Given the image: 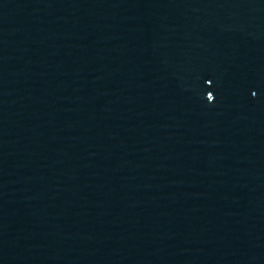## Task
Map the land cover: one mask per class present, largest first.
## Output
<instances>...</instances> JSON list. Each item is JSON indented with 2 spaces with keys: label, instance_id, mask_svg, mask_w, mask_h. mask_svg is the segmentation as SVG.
Listing matches in <instances>:
<instances>
[{
  "label": "water",
  "instance_id": "1",
  "mask_svg": "<svg viewBox=\"0 0 264 264\" xmlns=\"http://www.w3.org/2000/svg\"><path fill=\"white\" fill-rule=\"evenodd\" d=\"M0 264H264V0H0Z\"/></svg>",
  "mask_w": 264,
  "mask_h": 264
},
{
  "label": "snow or ice",
  "instance_id": "2",
  "mask_svg": "<svg viewBox=\"0 0 264 264\" xmlns=\"http://www.w3.org/2000/svg\"><path fill=\"white\" fill-rule=\"evenodd\" d=\"M253 95H255V93H253ZM211 98L214 99L213 95L211 94Z\"/></svg>",
  "mask_w": 264,
  "mask_h": 264
}]
</instances>
